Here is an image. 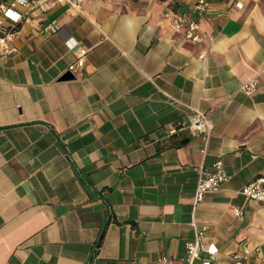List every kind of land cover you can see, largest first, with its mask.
Wrapping results in <instances>:
<instances>
[{"label": "crops", "instance_id": "1", "mask_svg": "<svg viewBox=\"0 0 264 264\" xmlns=\"http://www.w3.org/2000/svg\"><path fill=\"white\" fill-rule=\"evenodd\" d=\"M197 1L88 0L20 23L0 57V264H181L199 171L220 159L231 179L195 212L205 243L264 264V203L243 193L264 177V0H207L201 43L166 16ZM68 37L89 52L59 80ZM196 110L216 122L208 144L166 134Z\"/></svg>", "mask_w": 264, "mask_h": 264}, {"label": "built area", "instance_id": "2", "mask_svg": "<svg viewBox=\"0 0 264 264\" xmlns=\"http://www.w3.org/2000/svg\"><path fill=\"white\" fill-rule=\"evenodd\" d=\"M88 0H0V57L9 58L17 47L14 44L18 34V28L24 18L35 10L48 11L58 4H68L72 8L80 7ZM211 8L207 0H198L195 3L194 11L188 13L183 10H168V16L175 29L182 30L184 37L192 42L201 43L206 40L213 41L214 36L202 30L200 19L206 15ZM61 26L57 20L47 23L42 28L43 34H56ZM65 44L69 50L76 55V60L69 65L70 71L84 68L89 49L81 44L76 38L68 37ZM259 87L258 78H252L242 85V90L248 94H254ZM215 120L206 113L196 110L187 121H179L166 129L168 136L179 135L182 132H189L194 136H201L208 144L215 129ZM231 179L226 171L223 160L213 164L212 170L200 169L197 185L194 193L193 212L190 225L193 229V237L186 242V254L181 264H245L255 251L259 248L245 246L242 251H236L227 257H221L219 246L215 242L205 243L208 226L200 224L195 218L197 206L203 201L206 194L217 192L222 185ZM243 193L247 199L264 203V177H258L248 183ZM237 216L245 213L244 208L233 207ZM162 262H169L162 258Z\"/></svg>", "mask_w": 264, "mask_h": 264}, {"label": "water", "instance_id": "3", "mask_svg": "<svg viewBox=\"0 0 264 264\" xmlns=\"http://www.w3.org/2000/svg\"><path fill=\"white\" fill-rule=\"evenodd\" d=\"M73 78H75V75L72 73V71L69 70L63 76H61L59 78V80H70V79H73Z\"/></svg>", "mask_w": 264, "mask_h": 264}]
</instances>
